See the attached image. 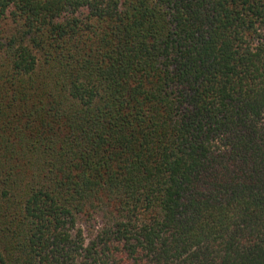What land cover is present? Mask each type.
<instances>
[{
    "label": "trees",
    "instance_id": "obj_1",
    "mask_svg": "<svg viewBox=\"0 0 264 264\" xmlns=\"http://www.w3.org/2000/svg\"><path fill=\"white\" fill-rule=\"evenodd\" d=\"M0 264H264V0H0Z\"/></svg>",
    "mask_w": 264,
    "mask_h": 264
}]
</instances>
